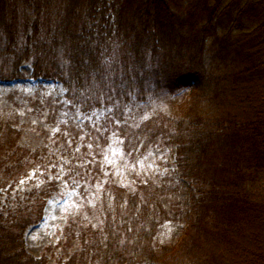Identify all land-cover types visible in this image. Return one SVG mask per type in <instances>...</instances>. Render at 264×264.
I'll list each match as a JSON object with an SVG mask.
<instances>
[{"label": "trees", "instance_id": "trees-1", "mask_svg": "<svg viewBox=\"0 0 264 264\" xmlns=\"http://www.w3.org/2000/svg\"><path fill=\"white\" fill-rule=\"evenodd\" d=\"M0 57V82L28 64L37 92L63 90L21 103L56 126L42 146L24 147L17 114L0 113V190L8 200L30 182L0 204V264H49L24 233L65 184L86 215L65 224L57 246L78 248L55 264H264V0H0ZM182 90L179 111H164ZM136 104L151 115L133 117ZM111 141L129 159L174 149L175 181L193 192L176 244L159 242L183 213L171 172L132 191L113 183Z\"/></svg>", "mask_w": 264, "mask_h": 264}, {"label": "rangeland", "instance_id": "rangeland-1", "mask_svg": "<svg viewBox=\"0 0 264 264\" xmlns=\"http://www.w3.org/2000/svg\"><path fill=\"white\" fill-rule=\"evenodd\" d=\"M6 65V61L0 60L1 67ZM19 70L25 75V78L11 82H0V113L9 112L17 114V127L23 131L20 143L26 148L33 149L46 143L52 133L56 131V126L44 124V122L36 120V118L28 115L23 110L21 105L23 99L28 95H34L38 91L39 86L36 81L30 78L31 68L28 64H23ZM50 85H46L44 91L39 90L36 94H55L58 97L63 95L60 85ZM187 98L188 90L175 93L171 98L172 100H163L164 111H176L177 113L180 109L179 105L183 104ZM134 110L132 116L138 117V119L143 118L145 115H151L149 104H136ZM104 113L105 111L98 110L94 113L93 117L87 119L92 120L93 118V120L97 121L104 117ZM82 119L83 116L80 113H69L66 110L60 113V120L63 122L71 121L75 125H79ZM105 156V174L112 179L113 183L122 185L131 191L135 189L137 182L151 175L164 176L171 172L169 176L174 181L176 180L175 175L172 174L175 156L173 148H155L141 157L129 159L123 152L120 144L111 141ZM175 182L178 184L176 197L182 206L183 213L179 221L168 223L162 230L159 235L160 244L168 242L176 244L182 237L188 219L189 201L193 193L192 187L184 180ZM29 185L28 179L18 184L19 187L10 193L8 200H6L7 195L0 190V204L3 205L8 201H14L18 196L22 197L24 192L30 190ZM82 199H84V196L79 191L78 184H65L60 192L54 194L45 206L42 220L38 224L29 227L24 233L27 253L36 258L45 255L49 264H55L59 259L65 260L68 254L75 252L78 248L76 241H73L67 249L58 247L57 242L61 239L64 226L69 219L81 214L86 215L85 212H82V204L85 201ZM93 200L94 198L92 197L89 199L86 197V201ZM85 210L86 212L88 211L87 208ZM87 217L94 218L91 215H87ZM91 222L92 224L97 223L95 220Z\"/></svg>", "mask_w": 264, "mask_h": 264}]
</instances>
